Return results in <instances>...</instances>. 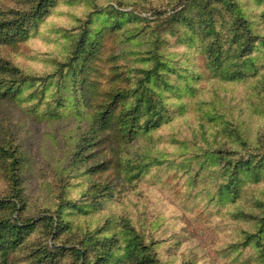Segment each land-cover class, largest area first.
<instances>
[{
	"label": "rangeland",
	"instance_id": "rangeland-1",
	"mask_svg": "<svg viewBox=\"0 0 264 264\" xmlns=\"http://www.w3.org/2000/svg\"><path fill=\"white\" fill-rule=\"evenodd\" d=\"M167 1L51 0L41 4V0H0V12L8 19L16 10L32 12L41 8L27 27L26 37L0 42V57L38 78L27 84L18 98L0 99V138L24 157L22 212L34 218L33 226L15 248L5 240L0 242V264H81L74 248L87 244L89 258L99 254L104 237L119 228L117 222L121 228L123 218H130L145 240L153 243L163 264H249L254 258L248 248L232 249L228 241L225 243L234 235L220 212L227 210L228 200L218 201L213 187H204L210 186L209 182L192 177L196 169L188 170V158L199 150L192 122L200 123L203 112L216 109L228 118H243L244 126L253 131L264 126V117L252 111L251 82H223L208 77L202 55L186 49L175 38L169 37L163 49L174 70H160L170 76L172 83L177 77L179 83L191 85L180 100L181 91L176 86L174 90L163 89L165 104L175 110L173 119L152 137L141 136L126 147L131 155L135 150L151 149V155L160 157L159 163L131 181L115 176L114 195L110 196L102 195L101 188L99 192L95 190L97 183L85 171L87 163L79 162L92 113L80 101L75 77L66 65L72 59L74 38L85 21L95 35L112 23V12L133 11L139 19H125L124 27L106 34L104 51L110 60L107 67L111 68V62L118 57L127 64L125 74L134 76L139 65H153L152 61H141L136 54L148 48L147 32L155 23L150 7ZM126 25L128 33L122 37ZM183 74H194L196 78L186 80ZM44 75L52 76L44 82L40 79ZM109 76L105 72L103 81L107 82ZM215 90L224 98L220 97L218 108L208 105L203 110L207 103L199 100L203 96L215 98ZM58 96L64 105L58 106ZM183 100L188 102V109L179 114L176 108ZM51 106L57 114L50 111ZM145 161L150 164L152 159ZM10 192V184L0 169V196L8 197ZM44 214H60L61 221L52 229L40 217ZM108 220H112L110 225ZM118 245H114L112 253H116ZM112 264L132 263L115 256Z\"/></svg>",
	"mask_w": 264,
	"mask_h": 264
},
{
	"label": "trees",
	"instance_id": "trees-1",
	"mask_svg": "<svg viewBox=\"0 0 264 264\" xmlns=\"http://www.w3.org/2000/svg\"><path fill=\"white\" fill-rule=\"evenodd\" d=\"M48 1L51 0H41V4ZM40 10V7L32 12L16 10L10 19L0 12V42H16L26 37L27 27ZM150 10L155 23L147 32L148 48L136 54L141 61H152L153 65H139V72L134 76L125 74L127 64L118 57L111 62V68L107 67L110 60L107 61L109 55L104 51L105 35L124 27L125 19L132 22L140 17L133 11L122 10L112 12V23L95 35L90 33L85 21L73 40L72 59L66 64L75 77L80 101L92 113L89 135L83 139L85 146L79 151V162L87 163L85 171L97 183L95 190L99 192L101 188L102 195H114L115 176L131 181L160 161V157L151 155V149L135 150V155H131L126 147L141 136L152 137L164 123L173 119L175 110L165 104L163 89L174 90L176 86L181 91L180 100L191 85L179 83L177 77L172 83L165 73L174 70L163 52L169 37L202 55L204 73L208 77L223 82H251L252 111L264 117V0H168L166 4H152ZM125 27L122 37L128 33L129 25ZM162 68H166L165 71L160 70ZM105 72L110 73L107 82L103 81ZM47 77L40 79L45 82ZM183 78L190 80L196 76L183 74ZM37 79L0 57V99L18 98L25 86ZM158 79H162L163 84L158 83ZM213 97L203 96L199 100L207 103L203 110L208 105L218 108V102L224 98L216 90ZM56 101L58 106L64 105L61 96ZM187 109L188 102L183 100L176 111L181 114ZM50 111L57 114L52 106ZM237 119L228 118L215 109L203 112L200 123L192 122L193 138L199 150L188 158V170L196 169L192 174L195 180L210 183L204 187H213L218 201L228 200L227 210L220 212L231 224L234 235L232 240L226 238L225 243L228 241L232 249L243 247L254 252L249 264H264V126L253 131L244 126L243 118ZM2 140L0 169L11 192L8 197L0 196V242L5 240L15 248L33 226L34 218L22 212L24 157L16 147ZM146 159L152 162L149 164ZM40 217L52 229L61 221L60 214ZM121 221V228L117 222L119 228L113 230V235L104 237L99 254L89 258L87 244L74 248L81 264H112L115 256L132 264H163L153 243L145 240L132 220L123 218ZM111 223L112 220H108V224ZM118 243L116 253H112Z\"/></svg>",
	"mask_w": 264,
	"mask_h": 264
}]
</instances>
